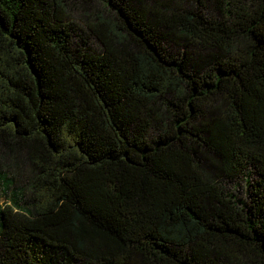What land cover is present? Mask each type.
I'll use <instances>...</instances> for the list:
<instances>
[{
    "label": "trees",
    "instance_id": "obj_1",
    "mask_svg": "<svg viewBox=\"0 0 264 264\" xmlns=\"http://www.w3.org/2000/svg\"><path fill=\"white\" fill-rule=\"evenodd\" d=\"M193 2L0 0V264H264V0Z\"/></svg>",
    "mask_w": 264,
    "mask_h": 264
},
{
    "label": "rangeland",
    "instance_id": "obj_2",
    "mask_svg": "<svg viewBox=\"0 0 264 264\" xmlns=\"http://www.w3.org/2000/svg\"><path fill=\"white\" fill-rule=\"evenodd\" d=\"M201 3L204 0H199ZM206 1V0H205ZM193 0H177L176 6L178 8L181 7H191L194 6ZM95 14H102L106 18H108L110 21L117 23V20L115 18V15L111 10H109L107 7H105L104 4L98 3L97 6L95 7ZM71 16L74 17V23L79 27L80 31L84 33L86 37L89 38V42L92 46H96L98 48L97 42L95 41L94 36L90 32V29H94V25L96 21L93 20V16L90 15L91 11L86 10H74L70 12ZM221 188L225 192L233 193L234 190L232 189V184H230L227 181H222L220 183ZM5 202V199H1V203L3 204Z\"/></svg>",
    "mask_w": 264,
    "mask_h": 264
}]
</instances>
